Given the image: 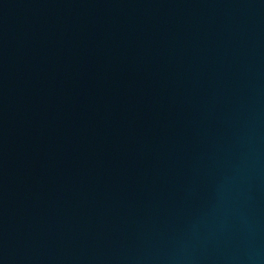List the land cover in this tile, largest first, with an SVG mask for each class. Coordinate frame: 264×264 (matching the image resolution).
<instances>
[{
    "label": "water",
    "instance_id": "95a60500",
    "mask_svg": "<svg viewBox=\"0 0 264 264\" xmlns=\"http://www.w3.org/2000/svg\"><path fill=\"white\" fill-rule=\"evenodd\" d=\"M0 264H264V0H0Z\"/></svg>",
    "mask_w": 264,
    "mask_h": 264
}]
</instances>
